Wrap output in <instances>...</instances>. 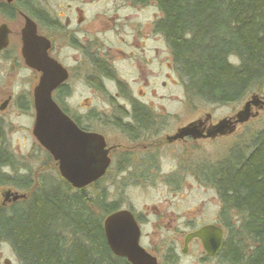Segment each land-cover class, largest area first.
<instances>
[{"label": "trees", "instance_id": "16d2710c", "mask_svg": "<svg viewBox=\"0 0 264 264\" xmlns=\"http://www.w3.org/2000/svg\"><path fill=\"white\" fill-rule=\"evenodd\" d=\"M127 1L159 10L155 30L166 41L189 105L239 104L264 90V0ZM15 6L47 20L33 0ZM1 12L13 11L1 5ZM134 118L153 127L141 108ZM248 144L232 147L214 166L199 167L224 213L233 215L222 264H264V130ZM16 163L0 125V188L26 195L8 206L0 202V244L10 245L21 264H127L112 253L104 232V220L120 208L102 188L109 173L76 190L61 176L20 175Z\"/></svg>", "mask_w": 264, "mask_h": 264}, {"label": "rangeland", "instance_id": "374dc122", "mask_svg": "<svg viewBox=\"0 0 264 264\" xmlns=\"http://www.w3.org/2000/svg\"><path fill=\"white\" fill-rule=\"evenodd\" d=\"M33 1L52 16H60L63 24L65 20L69 19L70 29L83 30V36L87 34L91 39L98 37L104 47L111 48L115 54H117L116 50L118 49L127 51L128 48L126 49L121 40L129 41L131 44L135 37L133 31L136 33L138 29H141L140 32L145 34L151 30L146 48L149 46L151 49H164V45L159 44V41L163 39L155 36L153 32L154 23L161 16L154 4L147 6L133 4V7L127 4L126 0ZM0 2H5V0H0ZM140 8H143L141 12L138 10ZM97 14H100V19H98ZM16 19L9 21L0 14V24L8 23L9 27L15 30L13 38L15 40H17L24 24L22 18L16 17ZM112 19L114 21L111 22ZM143 22L147 25L138 28ZM81 35L80 39L82 38ZM153 54L152 52L151 55L154 58ZM165 57L168 63L166 71L160 72L157 62L151 64V75L147 89L142 86V82H140L142 79L135 75H130L128 79L124 80L132 86L134 97L140 100L146 99L147 102L166 109L169 114L164 119L168 132L174 131L181 124L203 119L208 113L212 115V120L215 123L225 117L233 116L244 108L245 102L251 97L249 96L239 104L225 106H210L199 101L189 105L185 97L182 80L175 71L168 48L163 51L162 59ZM1 58L2 55H0V105L8 94H13L14 99L6 111H0V125L5 131L7 147L16 157L18 174L27 175L30 173L35 180L43 176L59 177L57 163L40 146L32 133L35 112L32 108L30 109V98L34 81L30 76L25 77V74L17 78H9L5 74ZM126 67L122 63L117 65L121 71ZM134 82L137 84H133ZM259 95L264 97V90ZM26 101H28L29 108H21ZM72 101L76 108L87 107L88 109L106 107L111 102L108 95L95 96L82 84L76 85ZM252 113L255 114V117L245 124H239L236 132L231 136L218 138L214 141L205 140L195 144H173L166 147L167 149L164 151L166 155L164 153V158L158 159L162 168L161 175L153 177L154 182L152 184L146 182L145 179H142L140 183L138 181L133 183L132 176L117 175L114 170L109 172L103 180L102 188L107 190L109 201L119 202L120 208L129 209L133 207L138 212H146L150 224L144 228L143 244L158 254L163 262L167 244L173 237L177 238L178 248L182 246L184 233L188 231L187 225L181 223L183 220L185 222L189 220L195 226L198 221L202 222L200 225L208 221L218 222L219 214H224L216 191L211 189L212 185L209 187L207 185L209 183L197 175V172H200L197 165L200 163V166L201 164L202 166H214L215 163L224 160L232 147L249 145L248 143L252 141V138L264 130V108L261 110L253 108ZM176 168L180 170L179 173L172 174ZM181 169L183 170L181 171ZM166 179H170L169 182L172 181V184L165 182ZM175 181L180 183L178 191L174 187ZM9 190L24 194L23 191L14 188H0L1 203L5 193ZM156 207L159 209H166L167 207L169 211H175V207H177L179 210L175 213L182 218L174 223L164 219L161 221L157 218ZM200 215L204 217H200ZM232 216L221 223L228 237L231 229L230 223L233 220ZM188 225L190 226V224ZM202 255L201 246L193 244L189 250V256L175 258L174 264H222L218 258L204 263ZM0 264H21L10 245L6 243L0 244Z\"/></svg>", "mask_w": 264, "mask_h": 264}, {"label": "flooded vegetation", "instance_id": "af4514ba", "mask_svg": "<svg viewBox=\"0 0 264 264\" xmlns=\"http://www.w3.org/2000/svg\"><path fill=\"white\" fill-rule=\"evenodd\" d=\"M126 2L134 7L130 1L126 0ZM16 3L17 0H13L11 3H8L7 1L0 2V6L2 5L12 8L13 12H10V14L3 15L2 12L0 13L7 20L14 21L17 20L16 17L24 20V24L20 29L17 40L13 39L15 30L11 29L8 23H2L6 24L9 29L8 45L0 51L5 74L8 75L9 78H17L22 74H25V77L30 76L34 81L31 91L30 109L32 108V110H34L33 93L35 87L40 81L42 72L29 67L22 55V32L26 26V18H29L36 25L37 35L45 38L50 43L47 52L48 57L60 65L66 73L67 79L53 91L52 98L82 132L98 134L104 138L106 143L105 149L108 151V157L111 160V164L106 174L114 170L117 175H127L132 176V179L134 180L137 179L136 181L133 180V183H136L137 181L140 183L142 179H145L146 182L152 184V182H154L153 177L161 175L162 168L158 159L164 158L166 155L164 151H166V147L169 145L195 144L198 141H214L218 138L225 137L217 136L213 138L209 135L212 133L213 126L218 124L221 120L233 118L237 113L233 116L225 117L216 123L212 120V115L208 113L203 119H196L186 124H181L176 127L174 131L168 132L164 119L169 114L166 109L161 108L156 104H152L151 102H147L146 99H144V101L133 96L134 91L132 86L124 79H128L130 75H135L142 79L140 82H142L141 84L144 89H147L149 87V78L151 75V64L157 62L160 72H164L168 68L166 57L162 59V54L163 51L166 50L167 44L164 37L155 30V23L157 20L154 23L153 32L155 33V36H159L163 39L159 41V44H163L164 49H151L149 46L146 48V43L148 45L151 30L149 29L150 32L148 31L149 33L145 34L144 32H140L141 29H138L136 33L133 31V36L135 37L131 44L129 41L121 40L126 49L128 48L127 51L118 49L116 50L117 54H115L112 52L111 48H105L98 37V40L91 39L87 34H84L83 36V30L70 29L69 19L65 20V23L63 24L60 20L62 19L60 16L54 17L42 8L40 11L43 12V15L46 16L47 20H39V18L30 14L31 12L26 11V9L16 7ZM141 9L143 8L138 9L139 12H141ZM97 16L98 19L101 18L100 14H97ZM112 21H114V19H112L111 22ZM2 24H0V26ZM146 25L147 24L143 22L138 28ZM80 34H82L81 39ZM138 39L141 40L137 41ZM152 52L154 53V58L151 55ZM118 62L127 67L124 68L123 71L119 70L117 68V65H119L117 64ZM78 84L84 85L95 96L108 95L111 102L106 107L101 108H76L73 105L72 100L75 95V87ZM133 84L137 83L134 82ZM142 95L144 96L143 93ZM13 99L14 95L8 94L7 98L0 105V111H6ZM22 107L28 109V101L23 103L21 108ZM137 107L149 113L154 121L153 127L146 129L136 121L134 118V112ZM232 121L235 122V119ZM192 124H195L194 127L196 128V132L199 133L200 136L193 138V136L188 135L179 138V132ZM238 125L239 124L236 125L235 132ZM233 134L226 135V137ZM197 167H200V163ZM182 170L183 169H181V171ZM179 171L180 170L176 168L172 174H177ZM197 175L199 176L200 172H197ZM169 180L166 179L165 182L172 184V181L169 182ZM177 182L178 181H175L174 187H176V190L178 191L180 183ZM207 185L211 187L210 184ZM211 189L216 191L214 187H211ZM220 207L223 211L222 203ZM120 210H128L133 214L140 231L139 245L147 254L156 259L157 264H174L175 258L189 256V250L193 244L201 246L203 250L202 260L204 263L214 261L216 258L220 260V254L227 239L225 228L221 223L230 218V213L219 214L218 222L208 221L200 225L202 222L198 221L195 226L189 220L187 222L183 220L181 223L187 225L186 229H188V231L184 233L182 246L178 248V243L176 242L177 238L173 237L172 240L169 241V244H167L168 247L165 251L163 262V259L158 256V254L149 250L143 244L144 228L150 224L146 212H138L133 207L129 209L119 208L117 211ZM178 210L177 207H175V211H169L167 207L166 209L157 208V218L161 221H163V219L167 220V222L170 223L177 222L182 218V216L176 215L175 212ZM200 217L204 216L200 215ZM188 224H190V226ZM206 225H215L223 231L222 247L219 253L215 256H210L205 252L199 239H193L186 245V236ZM176 229L179 230L178 228ZM120 258H123L127 264H131L126 258Z\"/></svg>", "mask_w": 264, "mask_h": 264}, {"label": "water", "instance_id": "95a60500", "mask_svg": "<svg viewBox=\"0 0 264 264\" xmlns=\"http://www.w3.org/2000/svg\"><path fill=\"white\" fill-rule=\"evenodd\" d=\"M11 3L13 0H5ZM22 55L26 64L42 72V76L33 93L35 121L33 135L40 146L58 165L60 176L74 189L81 190L105 177L111 164L106 143L102 136L82 132L53 100L52 93L66 79V73L60 65L48 57L49 41L37 35L35 23L26 18L22 32ZM9 29L6 24L0 26V51L7 47ZM253 108H264V97L254 94L245 102L244 108L233 118L221 120L213 126L211 137L233 134L237 124H245L255 117ZM235 119V122L232 120ZM195 124L182 129L178 137L191 135L197 138ZM25 194L9 190L4 195L3 206L24 200ZM106 241L112 253L126 258L131 264H157L156 259L139 245L140 231L133 214L120 210L104 220ZM193 239H199L203 249L210 256L219 253L223 243V231L215 225H206L186 236V245Z\"/></svg>", "mask_w": 264, "mask_h": 264}]
</instances>
